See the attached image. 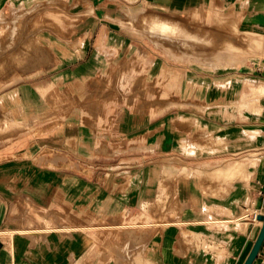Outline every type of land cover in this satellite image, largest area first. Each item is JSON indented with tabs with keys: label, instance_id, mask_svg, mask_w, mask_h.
Segmentation results:
<instances>
[{
	"label": "crops",
	"instance_id": "0c3cea01",
	"mask_svg": "<svg viewBox=\"0 0 264 264\" xmlns=\"http://www.w3.org/2000/svg\"><path fill=\"white\" fill-rule=\"evenodd\" d=\"M146 1L167 16L211 10L217 36L241 43L226 53L241 58L211 70L200 62L135 69L143 44L107 26L58 43L49 68L0 94L4 110L60 120L0 147V264H120L100 250L92 256L87 233L62 231L100 219L117 227L130 216L171 222L132 232L131 264H244L250 254L261 225L247 215L264 213V96L259 109L247 102L264 86V0ZM33 2L0 0V8ZM125 71L136 73L131 87L146 88L127 107ZM224 83L235 91L220 100L213 92ZM253 264H264V244Z\"/></svg>",
	"mask_w": 264,
	"mask_h": 264
},
{
	"label": "rangeland",
	"instance_id": "374dc122",
	"mask_svg": "<svg viewBox=\"0 0 264 264\" xmlns=\"http://www.w3.org/2000/svg\"><path fill=\"white\" fill-rule=\"evenodd\" d=\"M153 10L146 0H74V2L72 0H36L27 5L12 3L0 8V94L14 87L24 77L49 68L56 57L53 54L56 50L54 47L58 43L66 42L67 36L78 31L98 30L99 27L102 29V26L121 32L124 37H132L143 44L142 54L135 55L133 60L132 66L135 69L140 65L148 69L155 64H164L173 68L185 63L200 62L205 70H211L217 66H231L232 59L241 58L240 54L226 53L228 46L233 51V46H241V43H233L226 37L217 36L218 24L215 22L218 18L213 16L211 10L199 9L196 12L193 9L187 11V14L171 12L168 16ZM161 25H167L169 29L163 32ZM229 31L235 36L239 34L235 26ZM145 51L149 54L147 55ZM123 64L127 65L124 68H131L130 61L124 60ZM206 73L209 72H205L204 77H207ZM135 74V72L125 71L122 76L124 85L121 89L125 107L130 105L133 93L135 96L136 92L146 93L145 87L137 88L129 85L136 80ZM143 74L138 78H144ZM207 83L202 88L204 100H210L212 96V87L209 81ZM232 89L224 83L217 88V92L215 89L213 94H218L220 100H226L227 96L233 95L232 91L235 89ZM256 89L257 87L252 89L247 102L259 109L261 102L254 100ZM242 90L244 87L240 86L237 92H234L237 99L241 97ZM219 105L221 109L223 107L221 105L227 104L220 102ZM237 105L241 112L248 110L247 106L243 107L242 102ZM203 110H211L209 102L203 103ZM20 111L19 108L11 111L4 110L0 105V147L2 144L13 146L15 139L22 134L40 136L50 132L60 123V120L56 118L26 117ZM31 115L36 114L31 113ZM5 120H8L6 124ZM250 213H253V210H250ZM245 215L247 213L243 216ZM247 217L250 220L253 219L252 214ZM168 223H171L168 218L153 223L147 219L141 220L130 216L117 227L110 225L109 222L102 224L100 219L94 221L88 230L82 231L75 228V230L68 229L62 232L70 236L85 232L90 236L92 256H97L100 250L101 259L102 252H105L108 261L117 255V261L121 262L120 264H131L125 259L126 252L131 249L128 244H131L132 232L142 228L147 229L152 224ZM210 223L211 227L217 225L215 220ZM115 234L119 236L118 246H116Z\"/></svg>",
	"mask_w": 264,
	"mask_h": 264
},
{
	"label": "water",
	"instance_id": "95a60500",
	"mask_svg": "<svg viewBox=\"0 0 264 264\" xmlns=\"http://www.w3.org/2000/svg\"><path fill=\"white\" fill-rule=\"evenodd\" d=\"M258 220L263 222V225L261 226L260 232L258 234V237L251 249L250 254L248 255L247 259L245 260L244 264H253L256 258L258 257L260 250L264 244V213L260 216H258Z\"/></svg>",
	"mask_w": 264,
	"mask_h": 264
},
{
	"label": "bare ground",
	"instance_id": "6f19581e",
	"mask_svg": "<svg viewBox=\"0 0 264 264\" xmlns=\"http://www.w3.org/2000/svg\"><path fill=\"white\" fill-rule=\"evenodd\" d=\"M14 6V5H13ZM162 26V25H161ZM172 28V27H171ZM169 28L167 27V25H163L162 26V31L163 32H165V31H167ZM173 29V28H172ZM171 29V30H172ZM176 29H178V28H176ZM2 31V30H1ZM178 31V30H177ZM259 94V95H258ZM256 96H259V98H256ZM262 96H264V86H259V87H257V89H256V92L254 93V97H255V99L254 100H256L257 102H259V99L262 97ZM255 108H256V106H254ZM254 108V109H255ZM256 109H258V108H256ZM237 167H239V165L237 166ZM237 167L235 168V169H237ZM241 167V166H240ZM242 168V167H241ZM240 169V168H239ZM238 169V170H239ZM237 170V171H238ZM260 214H255L253 217H254V220L255 221H257V222H259L260 223V225L262 226L263 225V222L262 221H260V220H258V216H259ZM125 259V258H124ZM117 260V259H116ZM131 260V259H130ZM125 261V260H124ZM121 263V262H120Z\"/></svg>",
	"mask_w": 264,
	"mask_h": 264
}]
</instances>
